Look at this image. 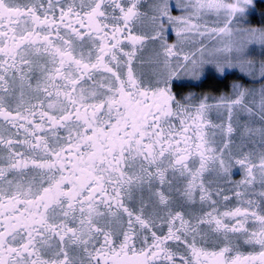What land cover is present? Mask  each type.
<instances>
[{
	"label": "snow or ice",
	"instance_id": "1",
	"mask_svg": "<svg viewBox=\"0 0 264 264\" xmlns=\"http://www.w3.org/2000/svg\"><path fill=\"white\" fill-rule=\"evenodd\" d=\"M0 264H264V0H0Z\"/></svg>",
	"mask_w": 264,
	"mask_h": 264
}]
</instances>
